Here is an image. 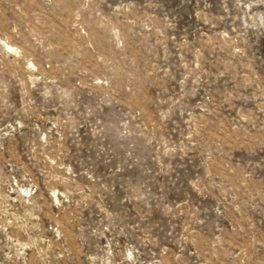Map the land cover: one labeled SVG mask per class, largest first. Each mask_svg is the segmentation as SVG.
Wrapping results in <instances>:
<instances>
[{"label":"rangeland","instance_id":"rangeland-1","mask_svg":"<svg viewBox=\"0 0 264 264\" xmlns=\"http://www.w3.org/2000/svg\"><path fill=\"white\" fill-rule=\"evenodd\" d=\"M0 264H264V0H0Z\"/></svg>","mask_w":264,"mask_h":264},{"label":"bare ground","instance_id":"bare-ground-1","mask_svg":"<svg viewBox=\"0 0 264 264\" xmlns=\"http://www.w3.org/2000/svg\"><path fill=\"white\" fill-rule=\"evenodd\" d=\"M8 48H9V50H14V48H13V47H11V46H8Z\"/></svg>","mask_w":264,"mask_h":264}]
</instances>
